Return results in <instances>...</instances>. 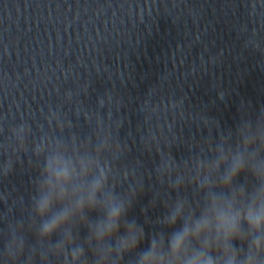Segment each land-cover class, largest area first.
<instances>
[{"label": "clouds", "instance_id": "9594fccd", "mask_svg": "<svg viewBox=\"0 0 264 264\" xmlns=\"http://www.w3.org/2000/svg\"><path fill=\"white\" fill-rule=\"evenodd\" d=\"M244 170L243 158L237 156L230 166V170L223 176V184L230 186L232 180ZM46 172L48 173V179L44 185L39 186L40 191H44L47 188L48 195H42L36 202V210L39 215L44 216L50 209L52 204V198L50 193L55 191L56 185L53 184L52 178L54 177L57 184L61 185L60 196L62 198L64 189L61 182L66 180L69 176L67 167L62 161H48L46 166ZM254 175L260 179H264V168L253 169ZM99 186L97 181L91 189L89 196V207H94L95 199L94 194L96 188ZM240 195L243 196V189H241ZM237 194L232 193V198L228 199L223 194L214 195L211 200L210 210L215 216L216 220V235L217 238H223L224 254L228 257L226 264H238L237 254L234 251V245L230 242L233 239H245L242 231V225L246 223L248 225L249 232H254V236L247 256L244 258L242 264H264V260L260 259L261 251H264V185H262L253 195L250 203L242 206L241 208H234ZM82 206V202H81ZM180 211L177 208V213ZM122 213L121 207L112 205L108 213V221L104 224L97 226L96 236L103 238L105 235H110L112 231L119 224L120 216ZM68 219L67 213L54 215L49 221L42 225L41 235L50 236L55 232L59 226ZM177 215L173 214L170 218L169 223L175 224ZM210 220L208 216L197 221L195 224V231L193 235L199 237L200 230L204 226H208ZM191 229L186 223L181 231H177L173 234L171 240V247L175 253L176 249L181 248L184 244L186 237L188 236ZM138 244V240L133 237L131 242L122 240L120 246L124 249L135 248ZM155 242L152 243V251L142 255L140 264H163L164 258L158 257L156 254ZM72 257L74 259L83 255L82 249H73ZM173 259H177L176 256ZM168 264H172V261H168ZM187 264H216V261L207 253H199L192 257L191 260L187 261Z\"/></svg>", "mask_w": 264, "mask_h": 264}]
</instances>
